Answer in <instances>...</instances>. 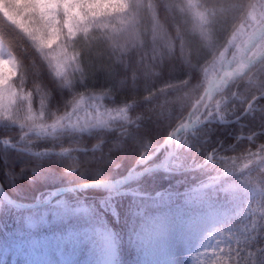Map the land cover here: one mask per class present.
<instances>
[{"label":"trees","instance_id":"1","mask_svg":"<svg viewBox=\"0 0 264 264\" xmlns=\"http://www.w3.org/2000/svg\"><path fill=\"white\" fill-rule=\"evenodd\" d=\"M0 5L7 14L0 11V40L17 63L14 75L0 68L13 119L63 117L40 128L0 119V182L23 202L55 186L121 177L183 124L214 76L215 54L236 45L230 36L242 42L264 19V0ZM86 53L90 67L81 61ZM261 93L264 58L215 94L205 123L177 136L165 170L121 188L66 192L25 210L0 197V250L32 237L105 230L116 264H150L144 234L152 218L172 215L192 236L204 232L197 264H264V95L224 122ZM92 94L100 113L67 115L78 97Z\"/></svg>","mask_w":264,"mask_h":264},{"label":"rangeland","instance_id":"2","mask_svg":"<svg viewBox=\"0 0 264 264\" xmlns=\"http://www.w3.org/2000/svg\"><path fill=\"white\" fill-rule=\"evenodd\" d=\"M195 6L197 7V4ZM0 9H2L1 6ZM196 11L202 17H206L208 14L200 9ZM261 48L262 46L256 48L252 54L256 55ZM221 53L224 54V58L227 56L226 51ZM90 58V54L86 53L81 57V61H86L88 67H90ZM221 61L222 57L218 62L215 60L213 66H217ZM60 63H64L63 60ZM1 67L12 75L17 70L14 57L11 53L5 51L0 41ZM232 67L234 65H231ZM5 96L4 93L0 92V119L35 128L55 125L63 119V117H60L55 122L49 123H43L35 117L29 121L23 118L13 119V112ZM101 111L99 95H83L74 101L67 115L75 116L77 112L91 114L94 112L100 113ZM160 221L162 222V220ZM168 228L172 229V227ZM185 233L189 237L181 236L178 230L171 231L168 234L169 237H162V234L158 235L157 231L151 228L145 237L147 242L146 254L151 259V264H197L198 258L196 256L199 255L197 248L200 247L199 243L204 238V232L199 233L197 236H192L186 230ZM114 257V245L105 230H99L98 232L83 231L80 234L73 231L63 239L56 237L37 239L32 237L24 240L15 249L0 251V264H114Z\"/></svg>","mask_w":264,"mask_h":264},{"label":"water","instance_id":"3","mask_svg":"<svg viewBox=\"0 0 264 264\" xmlns=\"http://www.w3.org/2000/svg\"><path fill=\"white\" fill-rule=\"evenodd\" d=\"M263 32V28L262 30L255 36L258 37L261 33ZM252 38H250L246 43H245V47L247 46L248 42L251 40ZM264 55V50L262 52V54L260 56H258L257 58L251 60L247 66L249 67V65H251L254 61H257L259 59H261V57ZM225 68V67H224ZM224 72L221 73V75L219 76V78L212 84L211 88L209 89V92L212 93L213 88L216 87V90L219 87L220 81L222 79V77L224 76ZM246 112V109L244 110L243 113ZM198 117H196L191 124H189L188 126H180L176 129H174L172 132H170L167 137L163 140V142L161 143L160 147L158 149H160L161 147H164L166 144L170 143L171 138L178 132L184 131L186 129H190L193 127V123L196 121ZM242 136V135H240ZM135 166L131 167L122 177L117 178V179H99V180H92L86 183H75V184H68V185H61V186H57L54 187L53 189H50V195L48 196V198L43 201V202H39V194L35 197L33 202H29V203H25V202H21V201H17L15 199H13L3 188V186L0 183V195L2 196L3 200L20 209H28V208H34V207H38L41 205H44L46 203H48L54 196L61 194L63 192H67V191H71V190H82L88 187H95V186H100V187H110L113 185H117V186H123L124 184L128 183L129 181H131L133 179V177H139L143 174H145L148 171L154 170V169H160L161 166L159 165H152V166H148V167H144V168H139L137 170H134Z\"/></svg>","mask_w":264,"mask_h":264},{"label":"clouds","instance_id":"4","mask_svg":"<svg viewBox=\"0 0 264 264\" xmlns=\"http://www.w3.org/2000/svg\"><path fill=\"white\" fill-rule=\"evenodd\" d=\"M37 23H39V21H37Z\"/></svg>","mask_w":264,"mask_h":264}]
</instances>
